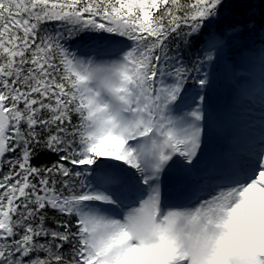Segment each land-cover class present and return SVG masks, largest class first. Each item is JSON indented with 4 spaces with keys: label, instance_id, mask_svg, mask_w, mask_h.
<instances>
[{
    "label": "snow or ice",
    "instance_id": "snow-or-ice-1",
    "mask_svg": "<svg viewBox=\"0 0 264 264\" xmlns=\"http://www.w3.org/2000/svg\"><path fill=\"white\" fill-rule=\"evenodd\" d=\"M252 7L0 0V264H264V115L201 171L211 69L258 57L264 108Z\"/></svg>",
    "mask_w": 264,
    "mask_h": 264
},
{
    "label": "rangeland",
    "instance_id": "rangeland-1",
    "mask_svg": "<svg viewBox=\"0 0 264 264\" xmlns=\"http://www.w3.org/2000/svg\"><path fill=\"white\" fill-rule=\"evenodd\" d=\"M211 72L215 83L214 86L208 91L207 103L205 105L206 118L203 122V145H205V147H210V145L215 144L213 143L215 142L214 138H216L213 128V124L215 123L214 117L218 118V115H221L223 112H226L227 102L231 99V97H234L233 92L229 90L230 84H228V77H231L232 73L226 72L222 64H217L213 69H211ZM239 74L240 72L236 73L234 77H237V75L239 76ZM205 153L208 154L206 150H203L201 155V171L210 170V167L207 164L208 161L209 163H214L215 166L220 163V160L216 157L212 158V160H208L210 156L208 157ZM163 188L166 197L174 191L172 181L169 175H165L164 177Z\"/></svg>",
    "mask_w": 264,
    "mask_h": 264
},
{
    "label": "trees",
    "instance_id": "trees-1",
    "mask_svg": "<svg viewBox=\"0 0 264 264\" xmlns=\"http://www.w3.org/2000/svg\"><path fill=\"white\" fill-rule=\"evenodd\" d=\"M257 4L258 5V9H257V14L258 17H261V9L264 7V0H253V5ZM236 13L235 18L236 19H247L249 17V15H246L249 11V9L246 8H239V9H235L234 10ZM255 14V13H254ZM253 20L255 19V23H261L262 19L261 18H257V16H250ZM228 23V19L224 20L221 22L220 25H218V28H223L226 24ZM239 46L236 48V50H239L242 45H243V40L241 39V36H239Z\"/></svg>",
    "mask_w": 264,
    "mask_h": 264
},
{
    "label": "bare ground",
    "instance_id": "bare-ground-1",
    "mask_svg": "<svg viewBox=\"0 0 264 264\" xmlns=\"http://www.w3.org/2000/svg\"><path fill=\"white\" fill-rule=\"evenodd\" d=\"M249 121H246V123H248ZM229 127L228 128H226V130H227V132L228 133H230V134H235V132L234 131H238V129H236V128H233L231 125H228ZM234 130V131H233ZM203 150H206V147H205V145H203ZM212 158V157H211ZM209 160H211V159H209ZM181 193L179 192V193H177V195H180ZM182 195V194H181ZM180 195V196H181ZM174 198L175 199H177L178 200V198L176 197V196H174Z\"/></svg>",
    "mask_w": 264,
    "mask_h": 264
}]
</instances>
